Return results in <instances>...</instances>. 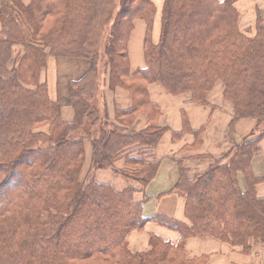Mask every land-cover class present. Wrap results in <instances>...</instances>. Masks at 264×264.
<instances>
[{
	"label": "trees",
	"instance_id": "trees-1",
	"mask_svg": "<svg viewBox=\"0 0 264 264\" xmlns=\"http://www.w3.org/2000/svg\"><path fill=\"white\" fill-rule=\"evenodd\" d=\"M114 1L30 0L24 5L11 0L12 5L0 6V264H194L183 248L189 237L208 235L244 251L252 241L264 244V202L253 194L258 180L250 173L264 131L252 133L224 161L216 160L191 180L179 166L176 190L184 198L187 223L142 215L144 189L159 165L153 150L164 132L155 122L159 113L148 86L158 84L172 96L185 94L190 102L206 105L219 82L233 108L232 123L250 118L261 127L262 14L257 11L254 25L242 30L236 0H164L154 43L151 0H117L116 12ZM136 20L145 23L144 66L131 71L127 43ZM101 33L107 87L131 97L130 107L117 110L114 122L97 104L100 52L92 47ZM45 50L90 61L86 75L69 84L73 121L61 117L40 81ZM140 111L151 121L139 132L129 131L127 118ZM83 127L87 137L95 132L90 169L115 171V160L124 158L119 172L137 186L117 191L88 175L81 180L84 138L71 135ZM238 172L250 180L246 192L238 187ZM148 221L177 233L179 242L151 236L146 251L131 252L127 236Z\"/></svg>",
	"mask_w": 264,
	"mask_h": 264
},
{
	"label": "crops",
	"instance_id": "crops-1",
	"mask_svg": "<svg viewBox=\"0 0 264 264\" xmlns=\"http://www.w3.org/2000/svg\"><path fill=\"white\" fill-rule=\"evenodd\" d=\"M157 1L160 0H152L153 3ZM236 3L246 4L242 5V13L238 10L240 13V28L253 25L257 11L264 15L262 11L264 10V0L253 1L255 8L253 14H250V19L243 15L249 10L247 7V5L250 6L249 1L236 0ZM139 29L140 33L137 34ZM145 31V23L138 20L130 33L128 60L131 71L134 70L132 69L133 65H142L141 68L144 66ZM158 37L159 16L156 11L151 39L154 43H157ZM137 51L140 52L139 57ZM89 69L90 61L88 59L74 57H49L47 59L46 68L40 75V81H43L42 77H45L46 81L44 82H46L49 89L48 95L53 101L58 103L55 99L56 96L58 95V98L64 96L67 105L71 109V111L65 113L61 112L58 103L60 115L65 121L70 122L74 119V111L68 101L69 84L84 77ZM107 77V72H103L98 90V99H96L100 114L108 121L114 122L116 121L117 110L130 107L131 97L128 92L119 88L113 91L109 90ZM216 85L209 93L206 105L190 102L188 95L185 94L172 96L166 93L158 84L148 86L150 102L157 107L159 113L155 118V122L158 127L164 128V132L153 150V157L159 162V165L154 178L144 189L147 199L142 205L143 217L151 218L156 215H164L176 221L187 223L184 214L185 201L176 190L179 168L182 169L183 177L191 180L197 173L206 171L216 160L221 159L224 161V158L236 144L256 132V122L250 118L239 119L232 123V106L224 100L222 86ZM155 86H158L160 90H157L158 88ZM215 88L216 90H214ZM51 91L54 99L51 97ZM157 91L160 95L158 101L152 97V93H157ZM101 104L103 109H100ZM129 117L127 118V128L133 132L141 131L151 121L150 116L143 111L135 113L131 120H129ZM94 136L95 132H92L83 139L84 163L81 175L88 157L85 143L86 141L91 143L92 153ZM259 148L260 153L253 157L250 162V173L252 177L254 176L258 180L254 183L253 194L257 200L264 202V135L259 141ZM124 161V158L115 160V171L111 169L91 170V166H89L87 175L93 177L92 179L96 182H108L116 190L137 186L133 180L124 177L119 172V169L124 167ZM99 171H111L114 174ZM236 177L240 191H248L251 186L249 178H246V175L242 172H238ZM136 198L141 199L142 195L140 193L136 194ZM151 236L158 237L173 245L179 242L177 233L148 221L141 229L133 231L127 236L128 249L133 253L146 251ZM183 248L186 252V260L194 264H264V244L255 241H252L248 251H244L240 246L230 245L207 235L185 239Z\"/></svg>",
	"mask_w": 264,
	"mask_h": 264
},
{
	"label": "rangeland",
	"instance_id": "rangeland-1",
	"mask_svg": "<svg viewBox=\"0 0 264 264\" xmlns=\"http://www.w3.org/2000/svg\"><path fill=\"white\" fill-rule=\"evenodd\" d=\"M19 1H21L24 5H27L28 3H30V0H19ZM246 1V0H245ZM249 1V3H250V6H248L247 5V7H248V11H246L243 15L244 16H247L246 18H248L249 17V19L251 18V15L250 14H253V9L255 8V5H254V3H253V1L254 0H248ZM151 2H152V0H151ZM114 6H115V12L117 11V9H118V4H117V0H115L114 1ZM153 3V2H152ZM163 3H164V0H160L159 2L157 1V2H154L153 3V5H154V11H155V13H154V18H155V14H156V11L158 12V16H159V32H160V15H161V12H162V8H163ZM246 3V2H245ZM241 4V3H236V9L237 10H240V12L242 13V5H246V4ZM2 5H12L11 4V0H0V6H2ZM253 5H254V7H253ZM263 12H264V10H262ZM160 14V15H159ZM240 14V13H239ZM263 15V14H262ZM264 16V15H263ZM113 18H115V15L112 17V19ZM264 18V17H263ZM21 20V19H20ZM49 21H50V19H47V22H43V25H44V29L47 27V25L49 26L50 24H49ZM136 21H138V20H136ZM135 21V22H136ZM140 21H142V20H140ZM135 22H134V24H135ZM154 22V21H153ZM255 21L253 20V23H254ZM20 23H22V26L20 27L21 28V31L23 32V33H25V26H24V23L21 21ZM254 25V24H253ZM157 26H158V20H157ZM251 26L252 25H246V26H244V28H241L242 30H245V29H248V28H251ZM153 27V26H152ZM138 33H140V29L139 30H137V34ZM130 37V36H129ZM104 35L101 33V35H100V38L98 39V42L96 43V45H94L93 47H92V49L94 48V49H96L98 52H100V57H99V60H100V62L101 63H99V66H98V69H97V71H99V73H98V78H99V86H100V81H102V76H103V72L105 73V71H106V69H108L106 66H105V64H104V54H103V51H104V46H103V43L102 42H104ZM129 39V38H128ZM158 40V39H157ZM99 48V49H98ZM20 47H19V49H15V51H14V56H16L17 55V53H18V50L20 51ZM127 52H128V43H127ZM45 54L47 55V59L49 58V57H55V56H52V55H50L49 54V51L48 50H45ZM137 55H138V57H139V55H140V52L139 51H137ZM83 59H85V58H83ZM85 60H87V59H85ZM141 66L142 65H139V66H137V65H133L132 66V69H134V70H136V69H138L139 67L141 68ZM134 70H132V71H134ZM45 75V74H44ZM42 80L43 81H46V79H45V77H42ZM46 83V82H45ZM217 85L216 86H222V84L221 83H216ZM156 88H158L157 90H160V88L158 87V86H155ZM214 90H216V88L214 89ZM49 91V89L47 88V92ZM222 92H223V86H222ZM51 93H52V98L54 99V95H53V92L51 91ZM49 96V95H48ZM58 96V95H57ZM56 96V98L55 99H57V101H58V103H59V105H60V108H61V112H68V111H71V109L69 108V106L67 105V102H66V100H65V98H64V96H61L62 98H58ZM152 97L154 98V99H156L157 101L158 100H160V95H159V93H158V91H157V93H152ZM50 98V97H49ZM50 100H52L51 98H50ZM53 101V100H52ZM55 102V101H54ZM100 109H103V105L101 104L100 105ZM232 110H233V108H232ZM252 120H254V119H252ZM237 121V120H236ZM256 132L254 133V136H257L258 134H260V132H262V131H264V125H262L261 127H258L257 126V124H256ZM71 137L72 138H80V137H83L84 139L87 137V128L86 127H83V129H80V130H78L77 132H75V133H73L72 135H71ZM85 146H86V149H87V154H88V157H87V161H85V164H84V169H83V172H82V175H81V180H83V179H85L86 178V175H87V172H88V168H89V166H90V155H91V143L89 142V141H86V143H85ZM99 172H107V174H114V173H112L111 171H99ZM91 178H93V177H91ZM110 179V178H109ZM107 181H110V180H107ZM103 184H108V182H104ZM115 189V188H114ZM116 190V189H115ZM117 191H121V190H117Z\"/></svg>",
	"mask_w": 264,
	"mask_h": 264
}]
</instances>
